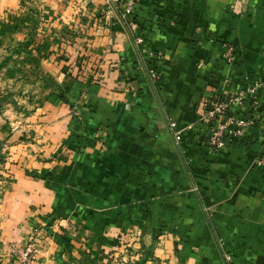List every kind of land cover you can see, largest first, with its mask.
Returning a JSON list of instances; mask_svg holds the SVG:
<instances>
[{"label": "crops", "instance_id": "0c3cea01", "mask_svg": "<svg viewBox=\"0 0 264 264\" xmlns=\"http://www.w3.org/2000/svg\"><path fill=\"white\" fill-rule=\"evenodd\" d=\"M132 1L0 0V264H264V88L246 140L199 121L264 80V0Z\"/></svg>", "mask_w": 264, "mask_h": 264}, {"label": "built area", "instance_id": "2783aa9c", "mask_svg": "<svg viewBox=\"0 0 264 264\" xmlns=\"http://www.w3.org/2000/svg\"><path fill=\"white\" fill-rule=\"evenodd\" d=\"M133 9L132 0H107L105 13L107 15L118 14L121 18L131 14ZM142 36L135 37V44L138 47L140 57L159 60L162 52L143 46ZM222 58L226 63H232L235 60V50L231 45L225 46ZM150 83L155 85L160 80V73L153 68L147 70ZM238 89L227 92L224 89L215 92L216 95L203 101L200 122L206 126V144L213 150H219L227 144L245 136L249 127H251L257 116H236L230 114V110L235 107H243L247 99L251 100L252 108L257 106L256 90L259 87L264 88V80H258L253 84L248 83ZM247 80V81H246ZM171 135L175 142L180 140L181 130L175 129V123L169 122ZM251 165L264 167V154L256 156L251 160ZM34 252V244L28 242L26 246L11 245V253L19 264H29L31 255ZM222 259L226 264H239L229 252L222 253Z\"/></svg>", "mask_w": 264, "mask_h": 264}, {"label": "trees", "instance_id": "16d2710c", "mask_svg": "<svg viewBox=\"0 0 264 264\" xmlns=\"http://www.w3.org/2000/svg\"><path fill=\"white\" fill-rule=\"evenodd\" d=\"M124 1V0H123ZM155 4H159L160 2V0H152ZM134 8L132 9V11H131V16H133L134 15ZM129 15V16H130ZM138 36H142L143 37V40H144V43H143V46H146V47H148L147 45H146V43H145V37L143 36V35H141V34H139ZM148 48H151V47H148ZM152 49V48H151ZM156 50V49H155ZM64 70H65V72H67V69L66 68H64ZM68 71H69V69H68ZM161 78V77H160ZM244 82H242V84H243ZM241 84V85H242ZM214 95H216L215 93L213 94V96ZM210 98V97H209ZM230 114H234V115H236V116H243V117H246V116H248V115H250V116H257V118H256V120H255V123L252 125V126H257L258 124H259V114H260V110H259V108H258V106H256V108H252V106H251V100L250 99H247V101L245 102V105L243 106V107H235V108H233V109H231L230 110ZM247 137H249L248 136V131H247V133L245 134V136H243V137H241L240 139H238V140H240V141H244V140H246L247 139ZM264 154V152H262V153H260L258 156H260V155H263ZM59 242L60 243H62V240H59ZM64 243V242H63Z\"/></svg>", "mask_w": 264, "mask_h": 264}, {"label": "rangeland", "instance_id": "374dc122", "mask_svg": "<svg viewBox=\"0 0 264 264\" xmlns=\"http://www.w3.org/2000/svg\"><path fill=\"white\" fill-rule=\"evenodd\" d=\"M175 142V141H174Z\"/></svg>", "mask_w": 264, "mask_h": 264}]
</instances>
